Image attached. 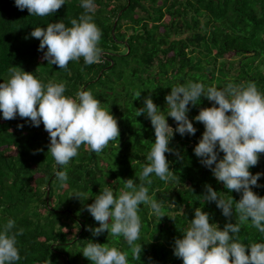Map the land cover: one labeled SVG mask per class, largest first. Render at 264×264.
<instances>
[{
	"label": "trees",
	"instance_id": "16d2710c",
	"mask_svg": "<svg viewBox=\"0 0 264 264\" xmlns=\"http://www.w3.org/2000/svg\"><path fill=\"white\" fill-rule=\"evenodd\" d=\"M0 264H264V0H0Z\"/></svg>",
	"mask_w": 264,
	"mask_h": 264
},
{
	"label": "rangeland",
	"instance_id": "374dc122",
	"mask_svg": "<svg viewBox=\"0 0 264 264\" xmlns=\"http://www.w3.org/2000/svg\"><path fill=\"white\" fill-rule=\"evenodd\" d=\"M168 20H169V16L166 15V16L164 17V19H163L164 26L167 24V21H168ZM143 110H144V111H148V110H149V109H148V106H146Z\"/></svg>",
	"mask_w": 264,
	"mask_h": 264
}]
</instances>
